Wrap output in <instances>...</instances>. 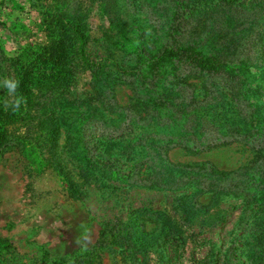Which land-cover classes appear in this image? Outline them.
<instances>
[{
  "label": "trees",
  "instance_id": "1",
  "mask_svg": "<svg viewBox=\"0 0 264 264\" xmlns=\"http://www.w3.org/2000/svg\"><path fill=\"white\" fill-rule=\"evenodd\" d=\"M46 1L41 24L46 43L21 48L9 60L26 107L6 111L7 93L0 88V158L18 150L37 173L53 168L75 194L63 148L85 179L96 174L112 184L168 190L192 186L199 190L184 207L186 216L198 211L202 194L226 190L222 179L227 174L209 164H173L168 151L199 155L238 143L257 162L264 161V0H172L170 15L164 3L171 0H99L103 11L112 13L111 25L116 24L109 30L116 38L108 43L131 56L112 66L89 58L85 15L76 6L81 2ZM153 15L158 26L149 24ZM79 70L92 75L95 99L88 110L78 108L77 98H65ZM196 79L201 80L198 91L191 82ZM117 86L130 89L125 105L116 101ZM204 170L207 179L201 176ZM260 179V203L256 196L244 197L254 217L252 237L232 248L251 264H264V172ZM134 215L129 228L142 236L155 213L139 209ZM116 226L102 228L98 247L130 240L119 230L112 234ZM8 249L0 239V251ZM93 251L70 264H92Z\"/></svg>",
  "mask_w": 264,
  "mask_h": 264
},
{
  "label": "rangeland",
  "instance_id": "2",
  "mask_svg": "<svg viewBox=\"0 0 264 264\" xmlns=\"http://www.w3.org/2000/svg\"><path fill=\"white\" fill-rule=\"evenodd\" d=\"M78 1L81 3L76 6H81L79 11L85 15L90 60L105 61L108 66L129 60L131 56L119 46L109 44V37L116 38L114 32L109 33L112 13H105L99 0ZM105 1L110 4L109 0ZM47 7L46 0H0V79L13 77L9 60L21 48L46 43L41 24L42 12ZM164 7L170 15L174 7L172 0L164 3ZM154 15L149 24L158 26L160 21ZM117 37L128 39L118 34ZM91 78L89 70H79L65 95L68 99L77 98L81 110L90 109L89 101L95 99ZM191 82L198 91L201 80ZM114 93L120 105L127 104L131 98L127 86H117ZM64 138L62 134L60 146L64 145ZM63 153L65 170L78 194L53 168L40 169L37 173L18 150L6 151L1 156L0 239L10 249L0 251V264H70L92 250V264H216L217 260L222 264L225 260L234 263L236 258L239 264H251L245 254L232 250L253 233L254 217L244 206V197L256 196L258 203L261 201L258 196L262 190L259 188L263 187L260 176L264 161L257 162L248 148L234 143L199 155L178 148L168 151L167 157L173 164L186 167L209 164L227 174L222 179L226 190L215 195L202 194L197 199L198 211L188 216L184 207L192 202L190 198L199 189L112 184L96 174L85 179L67 149L63 148ZM206 172H200L205 179ZM139 209L155 213L151 221L145 222L142 236L134 235L129 228L131 221L128 223ZM81 222L89 224L93 233L87 250L79 249L75 243ZM115 223L118 226L112 229V234L119 230L130 240L119 247H98L102 228H112Z\"/></svg>",
  "mask_w": 264,
  "mask_h": 264
},
{
  "label": "clouds",
  "instance_id": "3",
  "mask_svg": "<svg viewBox=\"0 0 264 264\" xmlns=\"http://www.w3.org/2000/svg\"><path fill=\"white\" fill-rule=\"evenodd\" d=\"M20 86L19 80L14 77H5L0 79V88L7 93V99L3 102V107L6 111L10 110L13 113L20 112L26 107V100L18 94ZM79 235L75 239V243L79 245V249L87 250L93 240V233L89 224L81 222L78 226Z\"/></svg>",
  "mask_w": 264,
  "mask_h": 264
}]
</instances>
